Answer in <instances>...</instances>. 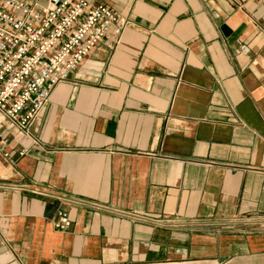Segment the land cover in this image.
<instances>
[{"label": "crops", "instance_id": "crops-1", "mask_svg": "<svg viewBox=\"0 0 264 264\" xmlns=\"http://www.w3.org/2000/svg\"><path fill=\"white\" fill-rule=\"evenodd\" d=\"M88 1L129 23L5 124L0 264H264V3Z\"/></svg>", "mask_w": 264, "mask_h": 264}, {"label": "built area", "instance_id": "built-area-1", "mask_svg": "<svg viewBox=\"0 0 264 264\" xmlns=\"http://www.w3.org/2000/svg\"><path fill=\"white\" fill-rule=\"evenodd\" d=\"M128 23L88 0H0V152L5 124L27 132L55 87L96 47L114 50ZM56 215L55 229L65 230L67 213Z\"/></svg>", "mask_w": 264, "mask_h": 264}, {"label": "rangeland", "instance_id": "rangeland-1", "mask_svg": "<svg viewBox=\"0 0 264 264\" xmlns=\"http://www.w3.org/2000/svg\"><path fill=\"white\" fill-rule=\"evenodd\" d=\"M226 264H238V263L230 262V263H226ZM240 264H243V263H240Z\"/></svg>", "mask_w": 264, "mask_h": 264}]
</instances>
